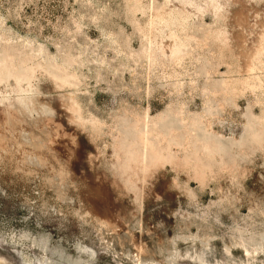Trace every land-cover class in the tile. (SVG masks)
<instances>
[{
	"label": "rangeland",
	"instance_id": "1",
	"mask_svg": "<svg viewBox=\"0 0 264 264\" xmlns=\"http://www.w3.org/2000/svg\"><path fill=\"white\" fill-rule=\"evenodd\" d=\"M0 264H264V0H0Z\"/></svg>",
	"mask_w": 264,
	"mask_h": 264
}]
</instances>
